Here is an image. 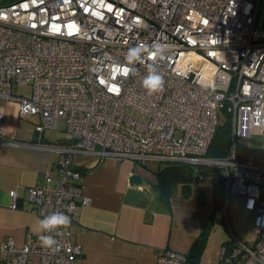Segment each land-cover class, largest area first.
Segmentation results:
<instances>
[{
    "label": "built area",
    "instance_id": "1",
    "mask_svg": "<svg viewBox=\"0 0 264 264\" xmlns=\"http://www.w3.org/2000/svg\"><path fill=\"white\" fill-rule=\"evenodd\" d=\"M166 46L155 61L165 78L162 92L141 87L143 65L124 75L125 55L138 44ZM15 86H29L16 94ZM0 99L17 102V115H38L37 139L45 129L69 136L55 149L53 170L29 189L32 211L54 212L71 225L52 233L55 251L38 235L22 245L8 236L0 242V264H74L81 254L72 222L90 198L82 195L75 157L176 160L222 170L224 194L244 196L254 211V241L235 234L222 244L219 264H264V164L237 154L238 139L264 137V0H0ZM226 108L232 116L231 145L222 157L206 156ZM0 144H38L3 136ZM140 190L141 185L136 186ZM17 208V192L10 191ZM156 264H186L184 253L159 249Z\"/></svg>",
    "mask_w": 264,
    "mask_h": 264
},
{
    "label": "crops",
    "instance_id": "2",
    "mask_svg": "<svg viewBox=\"0 0 264 264\" xmlns=\"http://www.w3.org/2000/svg\"><path fill=\"white\" fill-rule=\"evenodd\" d=\"M0 106L3 108V136L35 143L39 116L26 117L29 121L19 118L16 101L0 99ZM44 132L37 139L40 147L0 144V224L4 228L0 242L12 236L16 245H22L29 235H39L40 216L32 211L29 189L42 180L45 170H53L58 159L55 149L42 146L66 142L68 137L58 135L55 142H51ZM75 160L83 161L79 182L83 186L82 195L88 196L90 203L79 207L72 222L73 240L81 247L74 264H156L159 249L181 252L180 247L172 244L173 228L167 215L147 205L139 194L145 191L143 183L140 185L144 190L129 185L130 169L124 176H106L104 168L93 167L92 157L77 156ZM12 190L17 192L15 209L10 207ZM128 191L141 202H125ZM150 198H156L155 191Z\"/></svg>",
    "mask_w": 264,
    "mask_h": 264
},
{
    "label": "rangeland",
    "instance_id": "3",
    "mask_svg": "<svg viewBox=\"0 0 264 264\" xmlns=\"http://www.w3.org/2000/svg\"><path fill=\"white\" fill-rule=\"evenodd\" d=\"M13 92L28 94L30 88L29 86H15ZM25 120L29 121V118ZM226 120V114L220 109L218 121L225 123ZM58 125L59 128H62L61 130H44V135L51 142H55V136H69V133L63 130L64 122L59 121ZM238 142L237 154L239 156L264 164V137L240 138ZM165 162L166 160L149 157L132 161L109 156L105 157L98 167L104 168L106 176H124L127 169L132 171L131 174L142 176L145 191L139 194L147 205L157 207L167 215L170 228H173L172 244L180 247L181 253H188L192 243L207 226L208 233L199 264H217L220 259L222 244L232 238V233L247 244L254 241L255 236L252 229L254 211L244 208L245 198L243 195L231 192L226 197L224 194L223 204L219 207L215 206L213 195L214 182L217 179L215 172L207 173L202 180H193L186 193L181 184H176L168 197L167 205H164L157 197L155 199L150 198L154 192L151 186L155 181L156 171ZM99 175L101 176L100 173ZM3 229V225L0 224V232ZM30 258L35 264L37 256L31 255Z\"/></svg>",
    "mask_w": 264,
    "mask_h": 264
},
{
    "label": "trees",
    "instance_id": "4",
    "mask_svg": "<svg viewBox=\"0 0 264 264\" xmlns=\"http://www.w3.org/2000/svg\"><path fill=\"white\" fill-rule=\"evenodd\" d=\"M226 114V122L220 123L217 121L212 139L207 148L206 156L222 157L225 156L231 145V130H232V116L227 112L226 108H222ZM239 145V144H238ZM205 173L215 172L216 181L214 182V201L215 206L219 207L223 204L224 197V179L222 177V170L217 167L203 168ZM198 172L193 165L182 161L166 160L165 164L159 167L156 171L155 182L152 187L156 193V197L164 204H168V197L170 196L176 184H181L183 191L188 192L190 183L197 180ZM207 226L201 235L192 243L190 250L186 256V264H199L203 245L207 237ZM227 241V240H226ZM225 241V242H226Z\"/></svg>",
    "mask_w": 264,
    "mask_h": 264
},
{
    "label": "clouds",
    "instance_id": "5",
    "mask_svg": "<svg viewBox=\"0 0 264 264\" xmlns=\"http://www.w3.org/2000/svg\"><path fill=\"white\" fill-rule=\"evenodd\" d=\"M166 52V46L160 43L151 45L138 44L130 47L125 55L127 70L124 75H134L137 69L135 65H143L146 68V75L141 80V87L147 95L158 94L165 88V78L155 64L157 59H162ZM71 225V217L64 212H54L38 219L37 231L38 241L44 249L55 251L58 248V241L52 233L61 234L62 229Z\"/></svg>",
    "mask_w": 264,
    "mask_h": 264
},
{
    "label": "water",
    "instance_id": "6",
    "mask_svg": "<svg viewBox=\"0 0 264 264\" xmlns=\"http://www.w3.org/2000/svg\"><path fill=\"white\" fill-rule=\"evenodd\" d=\"M35 136L36 137L33 138V141H37V134L36 133H35ZM142 180H143L142 176L137 175V174H131L128 177V182H129V185L131 187L139 186L141 184ZM124 201L125 202H131V203H140L141 202L140 199L135 198L133 196V192L132 191H128L125 194Z\"/></svg>",
    "mask_w": 264,
    "mask_h": 264
}]
</instances>
